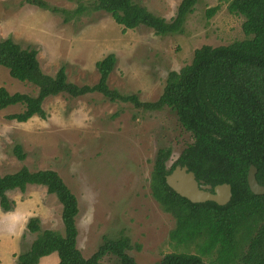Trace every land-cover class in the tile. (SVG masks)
Returning a JSON list of instances; mask_svg holds the SVG:
<instances>
[{
	"label": "rangeland",
	"instance_id": "374dc122",
	"mask_svg": "<svg viewBox=\"0 0 264 264\" xmlns=\"http://www.w3.org/2000/svg\"><path fill=\"white\" fill-rule=\"evenodd\" d=\"M44 1L51 8L72 12L80 1L89 9L96 0ZM134 1L168 21L182 2ZM230 1L203 0L188 16L182 33L160 36L145 26L126 30L102 11L89 9L65 21L62 12L41 9L25 0H0V40L12 38L24 48L37 49L45 74L55 76L65 67L69 81L79 86L96 85L100 80L97 63L115 55L117 65L109 77L110 88L123 95H137L142 102H156L170 72L189 65L197 49L246 38L245 19L230 14ZM212 8L219 9L209 17L207 12ZM0 88L10 94L38 93L36 86L14 79L2 66ZM24 109L18 104L0 110V174L16 173L24 166L31 171L58 172L79 203L77 246L85 258L92 257L106 238L120 237L130 239L133 249L128 253L138 264H156L171 253L197 252L194 245H180L171 239L176 219L162 209L151 190L159 151L171 150L170 168L194 140L175 112L169 108L145 111L132 103L111 102L100 93L80 98L61 94L46 99L45 118L35 116L26 123L8 119ZM17 145L27 155L24 161L14 154ZM9 198L14 209L17 202L30 207L31 217L21 226L19 254L37 237L27 229L31 218L41 220L42 230L64 233L63 206L45 187L29 186L26 192L10 193ZM7 232L0 228L3 235ZM9 239L11 236L5 240L0 237L5 261L13 247ZM58 258L57 253L52 254L42 264H55ZM102 263L121 264L114 255L105 256Z\"/></svg>",
	"mask_w": 264,
	"mask_h": 264
},
{
	"label": "trees",
	"instance_id": "16d2710c",
	"mask_svg": "<svg viewBox=\"0 0 264 264\" xmlns=\"http://www.w3.org/2000/svg\"><path fill=\"white\" fill-rule=\"evenodd\" d=\"M201 1L182 0L171 21L134 0H96L89 9L110 14L126 30L145 26L156 35L166 36L182 33L188 16ZM25 3L62 12L65 21L89 10L81 1L72 12L51 8L44 0ZM218 9L208 10V16ZM228 11L245 19L246 38L225 46L197 49L189 65L170 72L156 102H142L137 95H123L110 88L109 77L117 65L115 55L97 63L100 80L96 85L79 86L69 81L65 67L55 76L45 74L37 49L24 48L12 38L0 40V66L7 68L14 79L38 88L36 96L10 94L0 88V110L18 104L25 107L22 113L8 116L9 120L26 123L35 116L45 118L43 104L49 97L66 94L80 98L100 93L111 102L132 103L145 111L169 108L185 131L191 133L193 143L170 168L167 163L171 150L159 151L151 190L162 209L176 219L171 239L180 245H194L197 252L167 254L156 264H264V196L254 195L247 182L250 166L254 165L257 180L264 185V0H231ZM14 154L20 161L27 157L19 145ZM176 166H188L198 180L213 187L231 184L232 201L219 206L214 202L193 204L180 197L166 183V176ZM29 186L45 187L49 195L57 197L63 206L64 233L42 230L41 220L31 218L27 229L37 237L28 250L16 255L17 264H40L54 253L58 254V264H103L107 255L116 256L121 264H138L128 253L133 246L127 237L106 238L92 257H84L77 246L78 200L54 170L31 171L24 166L16 173L0 174L1 209L13 211L15 203L8 194L26 192Z\"/></svg>",
	"mask_w": 264,
	"mask_h": 264
},
{
	"label": "water",
	"instance_id": "95a60500",
	"mask_svg": "<svg viewBox=\"0 0 264 264\" xmlns=\"http://www.w3.org/2000/svg\"><path fill=\"white\" fill-rule=\"evenodd\" d=\"M258 169L251 165L247 182L251 192L256 196H264V185L257 180ZM167 185L180 197L193 204L214 202L219 206H227L233 199L232 185L229 183L213 187L203 180H198L196 174L188 166H176L166 176Z\"/></svg>",
	"mask_w": 264,
	"mask_h": 264
},
{
	"label": "crops",
	"instance_id": "0c3cea01",
	"mask_svg": "<svg viewBox=\"0 0 264 264\" xmlns=\"http://www.w3.org/2000/svg\"><path fill=\"white\" fill-rule=\"evenodd\" d=\"M9 195L10 193L8 194V196ZM29 209L30 207L28 206V203L24 202V204H19V202H17L16 207L13 211L4 212L0 210V220H2L0 221V228L8 230V232L4 235L0 233V237L3 238V240H5L8 239L9 236H11L9 242L13 243V247L10 250H8V258H9L8 261H5L4 256H1L2 249L0 247V264H13V262L14 263L16 262V257L14 256L19 255V244H20L19 238L21 232L23 231V228L21 226L26 219L31 217ZM6 217L10 218L11 221L7 220L8 222H6ZM45 259H47V257H45ZM45 259L43 258L40 264H42V261H44ZM54 261H56V259H54ZM58 263H59V258L55 262V264Z\"/></svg>",
	"mask_w": 264,
	"mask_h": 264
}]
</instances>
